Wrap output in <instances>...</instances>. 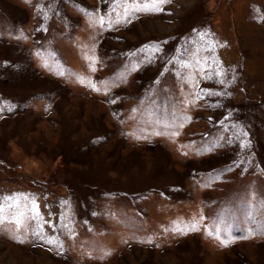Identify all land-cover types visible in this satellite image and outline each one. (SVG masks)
<instances>
[{
  "label": "rangeland",
  "instance_id": "rangeland-1",
  "mask_svg": "<svg viewBox=\"0 0 264 264\" xmlns=\"http://www.w3.org/2000/svg\"><path fill=\"white\" fill-rule=\"evenodd\" d=\"M123 3L0 0V264H264V0Z\"/></svg>",
  "mask_w": 264,
  "mask_h": 264
},
{
  "label": "snow or ice",
  "instance_id": "snow-or-ice-1",
  "mask_svg": "<svg viewBox=\"0 0 264 264\" xmlns=\"http://www.w3.org/2000/svg\"><path fill=\"white\" fill-rule=\"evenodd\" d=\"M117 3L120 2V0H116ZM171 0H124V3L121 5L122 7H124V11L125 13L128 14H132L135 12H148V13H159L163 11V5L170 3ZM103 19L100 20V23L103 24ZM94 70V69H93ZM94 87V86H93ZM95 90V88H94ZM2 110V109H0ZM9 110H11V108H9ZM244 135H246V133H244ZM246 145H244L243 143L241 144V147H245ZM33 208H35V205H33ZM4 213V208L3 206H0V224H3L5 222V218L3 216ZM191 231H197L198 228L196 227V225H192L191 228L189 229ZM211 234V233H209ZM252 233L249 232V235H251ZM219 238V237H217ZM243 238H248V236H245ZM22 242V241H21ZM233 241L231 240H221V244L223 246H227L229 243H231ZM47 243L52 244L53 241L49 240L47 241Z\"/></svg>",
  "mask_w": 264,
  "mask_h": 264
}]
</instances>
